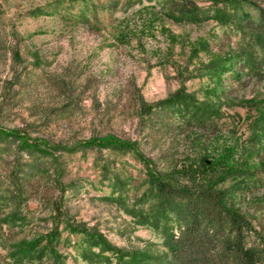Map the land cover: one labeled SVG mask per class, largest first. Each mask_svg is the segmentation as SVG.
<instances>
[{
    "label": "rangeland",
    "instance_id": "obj_1",
    "mask_svg": "<svg viewBox=\"0 0 264 264\" xmlns=\"http://www.w3.org/2000/svg\"><path fill=\"white\" fill-rule=\"evenodd\" d=\"M172 1L0 0V130L33 138L23 148L0 131V264L161 252L160 232L139 222L155 173L177 184L190 169L227 174L222 186H240L229 205L264 226L263 52L233 24L174 20ZM224 57L216 80L208 64ZM180 88L219 113L196 126L155 104ZM113 137L135 147L93 141ZM211 160L222 163L202 169ZM86 232L115 248L109 260L90 254Z\"/></svg>",
    "mask_w": 264,
    "mask_h": 264
},
{
    "label": "trees",
    "instance_id": "obj_2",
    "mask_svg": "<svg viewBox=\"0 0 264 264\" xmlns=\"http://www.w3.org/2000/svg\"><path fill=\"white\" fill-rule=\"evenodd\" d=\"M215 3L211 7H203L196 0H173L166 14L176 21L214 19L219 23L233 24L248 32L252 44L262 50L264 60V7L256 0H220V3L216 0ZM228 59L219 58L208 64L216 80H220V74L228 67L224 65ZM155 104L175 107L182 116L188 115L196 126H205L213 115L219 113V106L214 101H200L181 88ZM1 132L14 134L23 148L33 145V138L25 131L15 129ZM97 140L99 143L108 142L107 146L111 147H115V144L125 149L135 147L133 141L116 137L93 139L94 142ZM37 141L41 145L46 142ZM217 163L222 162H203L207 167ZM189 172L192 181L187 184L173 183L156 173L151 174L147 189L141 195L154 201L150 202L149 211L139 222H146L160 232L164 249L161 252L117 249L116 264H264V226L257 228L250 217L231 207L228 202L240 186L234 182L222 186L227 174L208 177L205 175L209 173L207 169L201 171L202 175L200 170L190 169ZM85 235L89 245L99 246L98 252L90 250L95 260H109L103 251L115 248L102 236L90 232Z\"/></svg>",
    "mask_w": 264,
    "mask_h": 264
}]
</instances>
